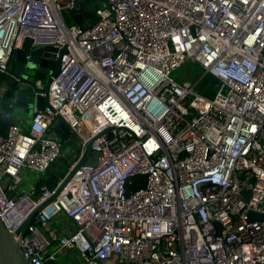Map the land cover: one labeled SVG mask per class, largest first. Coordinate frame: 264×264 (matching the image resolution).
I'll list each match as a JSON object with an SVG mask.
<instances>
[{
	"label": "built area",
	"instance_id": "2783aa9c",
	"mask_svg": "<svg viewBox=\"0 0 264 264\" xmlns=\"http://www.w3.org/2000/svg\"><path fill=\"white\" fill-rule=\"evenodd\" d=\"M94 1L99 19L79 25L65 21L76 0H0V73L26 43L27 60L51 46L59 61L44 109L0 134V218L25 258L264 264V220H248L264 215V0ZM188 60L203 76L179 81ZM57 121L78 154L51 188L26 171L62 155Z\"/></svg>",
	"mask_w": 264,
	"mask_h": 264
},
{
	"label": "water",
	"instance_id": "95a60500",
	"mask_svg": "<svg viewBox=\"0 0 264 264\" xmlns=\"http://www.w3.org/2000/svg\"><path fill=\"white\" fill-rule=\"evenodd\" d=\"M77 3H82L84 0H76ZM56 48L51 46L39 47L32 51V57L27 60L26 52L23 49L15 50L12 60L13 67L10 73L5 75L4 80L8 84H15L17 89L15 91V101L23 102V106L27 109V113L33 114L34 109L42 110L46 105V97L36 93L38 90H48L47 86L38 84L37 81L41 78L39 74H49L59 69V61L57 60ZM42 81V80H41ZM25 96L27 98H25ZM57 137L62 141V151L66 150L71 144L75 143L74 137L69 138L66 132V124L59 122L52 124ZM92 141L86 145L85 151L80 159L77 161L76 166L67 174L63 183L57 192H59L76 173V171L85 163L91 152ZM249 200V192L244 191ZM56 195L49 199L44 204L40 205L32 215L26 220L21 230L25 233L28 226L31 224L33 216L40 211L45 205L51 202ZM248 220H264V215L250 211ZM0 264H30L25 258L21 249L18 239L11 233L4 225L0 218Z\"/></svg>",
	"mask_w": 264,
	"mask_h": 264
},
{
	"label": "trees",
	"instance_id": "16d2710c",
	"mask_svg": "<svg viewBox=\"0 0 264 264\" xmlns=\"http://www.w3.org/2000/svg\"><path fill=\"white\" fill-rule=\"evenodd\" d=\"M98 4L95 3L94 0L84 1L79 3L73 11H68L65 13V21L67 24H79L83 25L85 22H89L90 24L95 23L99 17L96 15L95 7ZM24 51L28 52L30 49L29 43H26L24 46ZM13 67V60L9 65V71L12 70ZM5 77V74L1 73L0 76ZM3 78V77H2ZM212 76L210 74H206L198 83V89L201 90L203 93L208 95H213L214 93V86L211 83ZM17 86L15 84H10L8 89L4 92L3 97L0 100V134L6 135L8 132L9 127L15 122L16 120V107L18 102L15 101V91ZM25 98H27L25 96ZM73 145V144H72ZM71 145V146H72ZM61 160L55 161L53 165L49 168L45 175H41L39 177L40 184H46L49 187H55L59 180L65 176L68 172L71 163L74 161H70V153L64 154V151L61 155Z\"/></svg>",
	"mask_w": 264,
	"mask_h": 264
},
{
	"label": "rangeland",
	"instance_id": "374dc122",
	"mask_svg": "<svg viewBox=\"0 0 264 264\" xmlns=\"http://www.w3.org/2000/svg\"><path fill=\"white\" fill-rule=\"evenodd\" d=\"M203 73H204V70L202 69V67L198 64V63H195V62H192L190 60L188 61H185L183 62L173 73L174 77L176 79H178L179 81L181 80H187V81H191V82H194L196 81L197 79H200L202 76H203ZM50 76L49 74H39V77L41 78L40 80H42V85L43 86H47V84L49 83L50 81ZM197 88H199L197 86ZM23 102H18V105L16 107V110L20 109L23 107ZM72 149V151H71ZM78 150H77V147H72L71 145L66 149L64 150V154H69L71 153V157H70V161H72L73 159L76 158L77 156V153ZM61 156L58 158L60 161L61 160ZM57 159V160H58ZM58 160V161H59ZM26 172H30L31 176L33 177L32 181H36L40 174L39 173H34L32 171H26ZM26 179H28V174L26 173V177L23 179V182L21 183V188H28L27 186V183H26ZM58 220H61V221H64L65 218L64 216L61 214L58 216ZM68 226V224H67ZM79 255H78V252L76 250L74 251H68L66 253H62L60 255V257L58 258L57 262L59 264H65L66 262L70 261L71 264H74L73 262H77V259H78Z\"/></svg>",
	"mask_w": 264,
	"mask_h": 264
},
{
	"label": "crops",
	"instance_id": "0c3cea01",
	"mask_svg": "<svg viewBox=\"0 0 264 264\" xmlns=\"http://www.w3.org/2000/svg\"><path fill=\"white\" fill-rule=\"evenodd\" d=\"M1 74V73H0ZM3 77V78H2ZM4 75L0 76V98L3 97L4 92L8 89V87L10 86V84H8L5 80H4ZM18 105V104H17ZM16 120L18 125L21 126V128H27L29 122L31 121L32 118V114L27 113V109L23 106L22 108L18 109L16 111ZM72 151V149H71ZM71 154V153H70ZM68 251H65L64 253H66ZM70 263V261H69ZM74 264H80V259L78 257L77 262H73Z\"/></svg>",
	"mask_w": 264,
	"mask_h": 264
}]
</instances>
